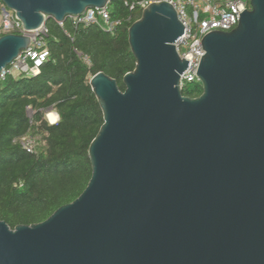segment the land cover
I'll list each match as a JSON object with an SVG mask.
<instances>
[{
  "label": "water",
  "instance_id": "water-1",
  "mask_svg": "<svg viewBox=\"0 0 264 264\" xmlns=\"http://www.w3.org/2000/svg\"><path fill=\"white\" fill-rule=\"evenodd\" d=\"M27 30L64 22L111 0H0ZM232 30L205 35L197 75L184 26L168 2L152 3L128 29L136 67L90 78L104 122L89 146L92 177L46 220H0V264H264V0L237 6ZM0 37V72L27 48Z\"/></svg>",
  "mask_w": 264,
  "mask_h": 264
},
{
  "label": "trees",
  "instance_id": "trees-1",
  "mask_svg": "<svg viewBox=\"0 0 264 264\" xmlns=\"http://www.w3.org/2000/svg\"><path fill=\"white\" fill-rule=\"evenodd\" d=\"M126 1L132 0L109 4L112 16L123 20L115 33L76 25L71 18L63 25L48 18L49 59L35 75L8 76L0 83V220L12 228L46 220L87 187L93 173L89 146L104 122L90 78L104 72L125 90L123 77L136 67L128 29L142 10ZM182 91L196 97L203 87L191 82ZM52 108L59 114L53 124L45 117ZM28 133L41 135L46 148L37 153L22 148L16 139Z\"/></svg>",
  "mask_w": 264,
  "mask_h": 264
},
{
  "label": "built area",
  "instance_id": "built-area-1",
  "mask_svg": "<svg viewBox=\"0 0 264 264\" xmlns=\"http://www.w3.org/2000/svg\"><path fill=\"white\" fill-rule=\"evenodd\" d=\"M161 1L170 3L176 9L184 26L185 34L177 40V51L181 58L190 61V63L180 76V86L183 89L186 83L201 84L197 69L201 56L206 53L202 45L203 38L211 31H228L235 28L239 23L238 4L242 3L243 8L247 10L251 8V0H132L131 2L126 1V5H129L131 9L143 11L150 4ZM109 4L104 7L87 8L83 13L71 15L68 18H71L76 25H98L104 31L115 33L123 25V20L112 16ZM63 23L59 22L60 25ZM48 32L47 24L34 30H27L16 11L0 2V37L13 33L25 34L31 38L30 45L0 72V83L8 76H32L39 72V68L50 57L47 42ZM79 55L88 65H91L88 56L81 53ZM29 109L31 108H28V111ZM51 113L54 111L47 113V119L53 124L54 122L50 119ZM55 114H57L56 122H58L59 114L57 111ZM16 141L31 153H37L46 148V141L43 140L41 143L40 139L31 133L19 137Z\"/></svg>",
  "mask_w": 264,
  "mask_h": 264
},
{
  "label": "rangeland",
  "instance_id": "rangeland-1",
  "mask_svg": "<svg viewBox=\"0 0 264 264\" xmlns=\"http://www.w3.org/2000/svg\"><path fill=\"white\" fill-rule=\"evenodd\" d=\"M54 111V113H56V111L52 108V109H48V110H45V117H46V119L48 118L47 117V113H50V112H53ZM28 113H29V115H32L33 114V111L31 110V109H29V111H28ZM48 120V119H47ZM38 139H40V142L42 143V141H43V138H42V136L41 135H35Z\"/></svg>",
  "mask_w": 264,
  "mask_h": 264
},
{
  "label": "bare ground",
  "instance_id": "bare-ground-1",
  "mask_svg": "<svg viewBox=\"0 0 264 264\" xmlns=\"http://www.w3.org/2000/svg\"><path fill=\"white\" fill-rule=\"evenodd\" d=\"M57 118H58V117H57V114H55V113H51V114H50V119L52 120V122L55 123V122L57 121Z\"/></svg>",
  "mask_w": 264,
  "mask_h": 264
}]
</instances>
